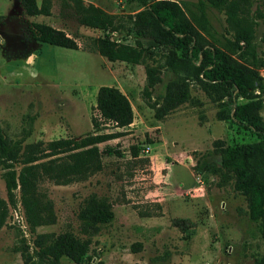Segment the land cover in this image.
Masks as SVG:
<instances>
[{
    "label": "rangeland",
    "instance_id": "374dc122",
    "mask_svg": "<svg viewBox=\"0 0 264 264\" xmlns=\"http://www.w3.org/2000/svg\"><path fill=\"white\" fill-rule=\"evenodd\" d=\"M80 1L119 15L126 25L144 8L139 0ZM173 1L195 25L198 44L223 49L233 63L255 68L264 83L263 21L256 25L252 40L258 62L254 66L250 53H235L229 46L234 35L225 10L207 0ZM258 4L264 7V0H256L254 8ZM78 8L76 0H53L50 16L32 17L24 14L20 0H0V123L10 139L29 143L93 133L102 85L121 88L135 112L134 122L126 128L102 125L100 132L124 134L99 144L104 150L100 171L70 184L42 182L41 190L54 201L57 222L38 231L80 234L81 205L97 194L112 202L116 217L94 237L82 263L63 258L66 264H264V238L259 222L250 217L247 196L231 185L219 186L217 176L193 169L218 149L217 141L258 142L248 130L219 119L229 91H207L187 73L173 72L166 65L168 49L149 42L141 63L109 61L97 50L104 31L82 24ZM34 21L63 29L79 49L36 40ZM112 38L136 43L126 27ZM241 45L247 48L245 42ZM148 65L160 66L163 77L152 98L144 94ZM180 80L189 84L190 100L159 119L153 104L162 105L168 87ZM258 99L264 103V87L239 101ZM260 114L264 117V108ZM134 146L140 148L138 156ZM4 172L0 159V193L7 198ZM15 209L23 213L20 200L11 206L8 223L0 230V264H49L35 255L23 256L25 246L33 254L35 234L28 223L15 218Z\"/></svg>",
    "mask_w": 264,
    "mask_h": 264
},
{
    "label": "trees",
    "instance_id": "16d2710c",
    "mask_svg": "<svg viewBox=\"0 0 264 264\" xmlns=\"http://www.w3.org/2000/svg\"><path fill=\"white\" fill-rule=\"evenodd\" d=\"M144 7L126 20L109 13L99 6L82 5L78 11L82 24L104 31L97 41L98 52L111 62L141 63L147 54L149 42L153 46L168 49L166 65L175 73L185 72L200 81L205 89L221 92L226 89L231 97L221 103L218 113L225 120L248 130L258 138L252 144L224 145L217 141L212 153L198 160L196 173H208L218 177V185H231L244 193L249 203L252 220L259 222L264 238V117L260 111L264 103L258 100L240 102L250 98L252 92L263 89L264 83L255 68L233 63L221 48L198 44V31L181 5L173 0H139ZM212 6L223 9L234 35L228 44L235 53L244 51L253 57L258 66L257 54L252 44L259 21L264 22V7L256 0H207ZM204 2H202L203 4ZM24 14L32 17L52 14L53 0H20ZM32 35L40 41L71 49H79L78 42L63 29L44 22H32ZM126 27L136 43H125L112 38L114 32ZM245 42L247 48L241 43ZM147 85L144 94L152 98L154 89L163 81L161 67L148 65ZM161 98V97H160ZM163 104H153L156 116L164 118L181 103L190 100V88L186 81H175L168 87ZM95 108L99 116L92 117L94 132L80 138L66 137L50 141H13L0 123V159L4 165L7 198L0 193V230L7 225L12 205L20 200L33 239V254L29 247L21 249L23 256L33 255L49 264H66L63 258L82 263L91 250L94 237L105 225L115 219L114 206L107 197L88 196L78 213L80 234L73 230L61 233L39 232L38 228L57 222L54 201L41 190L45 180L57 184H70L86 180L103 168L104 150L100 143L118 138L123 131L100 132L103 124H113L118 129L130 126L135 119L134 107L127 93L117 86L102 85L97 93ZM140 148L133 147L134 156ZM219 158V161L215 159ZM19 194V195H18Z\"/></svg>",
    "mask_w": 264,
    "mask_h": 264
},
{
    "label": "built area",
    "instance_id": "2783aa9c",
    "mask_svg": "<svg viewBox=\"0 0 264 264\" xmlns=\"http://www.w3.org/2000/svg\"><path fill=\"white\" fill-rule=\"evenodd\" d=\"M15 218H17L19 221L23 220V222H26V224H27V220H26L24 211L21 214L17 209H15Z\"/></svg>",
    "mask_w": 264,
    "mask_h": 264
}]
</instances>
